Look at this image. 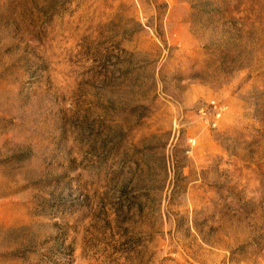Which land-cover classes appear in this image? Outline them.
Instances as JSON below:
<instances>
[{
    "label": "rangeland",
    "instance_id": "374dc122",
    "mask_svg": "<svg viewBox=\"0 0 264 264\" xmlns=\"http://www.w3.org/2000/svg\"><path fill=\"white\" fill-rule=\"evenodd\" d=\"M0 264H264V0H0Z\"/></svg>",
    "mask_w": 264,
    "mask_h": 264
}]
</instances>
